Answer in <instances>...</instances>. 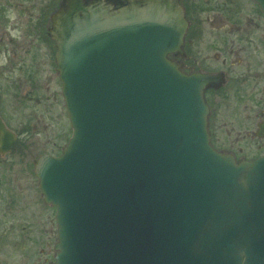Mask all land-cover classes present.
<instances>
[{
	"label": "water",
	"instance_id": "obj_1",
	"mask_svg": "<svg viewBox=\"0 0 264 264\" xmlns=\"http://www.w3.org/2000/svg\"><path fill=\"white\" fill-rule=\"evenodd\" d=\"M113 2L62 0L52 18L72 136L34 164L57 208L55 264H264V155L211 145L212 78L167 57L182 7ZM0 130L6 153L16 139Z\"/></svg>",
	"mask_w": 264,
	"mask_h": 264
},
{
	"label": "flooded vegetation",
	"instance_id": "obj_2",
	"mask_svg": "<svg viewBox=\"0 0 264 264\" xmlns=\"http://www.w3.org/2000/svg\"><path fill=\"white\" fill-rule=\"evenodd\" d=\"M61 1L0 0V126L16 139L9 151H0V202L3 203L0 211L6 219L12 215L13 205L16 206L20 194L25 191L24 185L17 184L24 173L16 174L13 169L8 171V177H4L1 164L4 158L16 152L22 137L17 129L10 126V118L6 114L4 103L7 102L4 99L14 89L13 82L6 77L15 74L18 61H22L21 67L27 59H32L36 49L43 54L42 61H47L52 53L55 61L57 47L51 38L52 15L59 9ZM177 1L183 9L186 30L179 49L167 57L187 75L212 78L204 93L209 107L208 129L212 145L233 155L237 161L259 157L264 154V143L252 146L250 141L264 140V12L254 0ZM116 3L128 5L130 0H116ZM30 73L28 71L26 75ZM260 88L263 94L258 97ZM227 90L232 93H227ZM11 97L14 99V92ZM226 100L228 103L233 100L240 107L231 111L232 129L226 128L220 119H214L213 103L221 101L224 104ZM243 126L244 131L240 129ZM227 130H232L238 140L233 139ZM2 138L0 130V141ZM241 139L244 142L237 143ZM34 161L32 171L36 176ZM25 168L26 172L30 170L28 166ZM36 179V189L42 202L55 210L56 215V208L45 203L37 176ZM55 231L57 235V225Z\"/></svg>",
	"mask_w": 264,
	"mask_h": 264
},
{
	"label": "rangeland",
	"instance_id": "obj_3",
	"mask_svg": "<svg viewBox=\"0 0 264 264\" xmlns=\"http://www.w3.org/2000/svg\"><path fill=\"white\" fill-rule=\"evenodd\" d=\"M43 59V54L36 49L32 59H27L21 67L22 61H18L15 74L6 77L14 84V89L4 99L7 102L4 103L6 114L10 118V126L17 129L22 137L16 152L3 159V175L8 177V171L14 169L16 174L24 173L26 178L23 174L18 179L17 184L24 185L25 191L20 194L16 206L13 205L12 215L6 219L0 211V264H52L56 255L55 210L47 207L38 194L33 161L43 153H61L72 135V128L62 96V84L55 70L54 54L47 61ZM28 71L30 75H26ZM13 92L14 99L11 97ZM221 93L226 94L225 91ZM227 93L232 92L227 90ZM261 94L262 88L257 91L258 97ZM228 100L224 104L221 101L213 103L214 119H220L226 128L232 129L231 111L240 107L237 102L231 100L228 103ZM240 129L245 130L244 126ZM227 131L238 140L232 130ZM240 141L244 142V139L237 143ZM250 143L252 146L262 145L264 140L253 139ZM26 166L30 167L27 172ZM0 208H3L2 202Z\"/></svg>",
	"mask_w": 264,
	"mask_h": 264
},
{
	"label": "bare ground",
	"instance_id": "obj_4",
	"mask_svg": "<svg viewBox=\"0 0 264 264\" xmlns=\"http://www.w3.org/2000/svg\"><path fill=\"white\" fill-rule=\"evenodd\" d=\"M167 3H170V1L171 0H165ZM255 1V0H254ZM135 2H136V0H130V3H129V5L130 4H132V5H134L135 4ZM256 2V1H255ZM110 3H112V2H110ZM113 3H115L116 5H117V7L118 6H120V4H123V3H119V5L116 3V0H114V2ZM58 12V10L52 15V18L54 17V15L56 14ZM52 38V37H51ZM53 40V39H52ZM54 41V40H53ZM55 42V41H54ZM55 62H56V58H55ZM57 64V63H56ZM57 70V69H56Z\"/></svg>",
	"mask_w": 264,
	"mask_h": 264
}]
</instances>
